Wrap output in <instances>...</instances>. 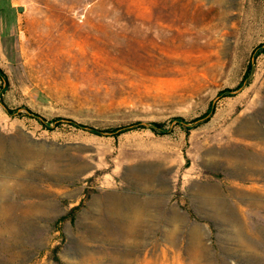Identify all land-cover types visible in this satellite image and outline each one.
<instances>
[{"label":"rangeland","instance_id":"rangeland-1","mask_svg":"<svg viewBox=\"0 0 264 264\" xmlns=\"http://www.w3.org/2000/svg\"><path fill=\"white\" fill-rule=\"evenodd\" d=\"M0 71V264H264V0H0Z\"/></svg>","mask_w":264,"mask_h":264},{"label":"bare ground","instance_id":"bare-ground-1","mask_svg":"<svg viewBox=\"0 0 264 264\" xmlns=\"http://www.w3.org/2000/svg\"><path fill=\"white\" fill-rule=\"evenodd\" d=\"M248 129V128H247ZM239 135L240 136H247L248 134H249V131L248 130H245V128H241L240 130H239ZM251 135V134H250ZM258 146V145H257ZM226 155H232L231 153H226ZM240 155V154H239ZM248 158H249V160L251 161V163H252V165H253V163H254V159H252L251 157H250V154H248ZM258 160H259V158H258ZM242 164H244V163H242ZM256 164V163H255ZM246 167V166H245ZM248 167V166H247ZM246 167V168H247ZM250 167V166H249ZM112 200H115V199H113L112 198ZM112 200H110V201H112ZM118 200V199H117ZM121 202V201H120ZM125 202H126V200H125ZM130 202V201H129ZM133 202V201H132ZM136 202V201H135ZM118 203V202H117ZM116 202H112V204H110V205H108V210L109 211H111V213L112 214H116V213H119L120 212V208H117L118 206V204H117ZM130 204H132V203H130ZM129 204V205H130ZM128 205V204H127ZM128 205V206H129ZM137 205H138V203H137ZM140 205V204H139ZM1 206V205H0ZM9 206H10V208L11 209H14V210H18L19 208H18V206L16 205V204H13V203H10L9 204ZM140 207H141V205H140ZM136 208V207H135ZM134 208V211H133V217L135 218V220L138 218V214H137V212H139V211H136V209ZM141 209V208H140ZM16 210V211H17ZM138 210H139V207H138ZM143 210V209H142ZM12 212V211H11ZM18 213V212H17ZM130 213V212H129ZM142 212H140V214H141ZM1 215H3V213H1ZM29 215V211L25 208V209H23L22 211H20V215L16 218V220H22V219H25L27 216ZM130 215V214H129ZM128 215V216H129ZM143 215V214H142ZM130 217V216H129ZM132 217V216H131ZM139 217H141V216H139ZM123 219V218H122ZM139 219H141V218H139ZM127 220V219H126ZM134 221V220H133ZM131 223L130 224H128V222H127V224H120L121 226H122V229L123 230H125L126 232L127 231H129V234H131L130 233V230H131V228H134L133 226V224L136 222H132V221H130ZM140 222H141V220H140ZM139 221L137 222V224H139L140 223ZM119 223V222H118ZM133 223V224H132ZM136 224V223H135ZM136 224V225H137ZM121 226H120V228H121ZM139 228V227H138ZM132 230H136V229H132ZM15 232H16V230H15ZM136 232V231H135ZM16 234V233H15ZM19 234V233H18ZM132 234H134V233H132ZM18 236V235H17ZM130 236V235H129ZM134 236V235H133ZM126 239V238H125ZM94 264V263H93ZM139 264V263H138Z\"/></svg>","mask_w":264,"mask_h":264},{"label":"trees","instance_id":"trees-1","mask_svg":"<svg viewBox=\"0 0 264 264\" xmlns=\"http://www.w3.org/2000/svg\"><path fill=\"white\" fill-rule=\"evenodd\" d=\"M247 77H248V74L244 76L243 81L241 82V84H243V82L247 79ZM0 79H1L3 82L6 81V78H5V76L2 74L1 71H0ZM72 124H74L75 126H77V127H79V128H82V129L86 130L87 132H89V133H91V134L98 135V136H104V135H107V134H111V133H113L114 131L124 130V129H126V128H130V127H131V126H129V127H124L123 129L99 130V129L92 128V127H88V126H81V125H78V124L75 123V122H72ZM179 124H180V123H179ZM159 128H161V125H160V124H153V127H152L151 130H152L153 132H157V129H159ZM79 207H80V205H77V206L71 208V209L69 210V212H68L66 215L62 216V217L59 219V222H64V221H66V220H68V219H72L73 216H74V214H75V212L79 209ZM56 253H57V251L54 250V251H53V256H52V258H53V260H54L55 262L59 263V259H58L57 255H56Z\"/></svg>","mask_w":264,"mask_h":264},{"label":"water","instance_id":"water-1","mask_svg":"<svg viewBox=\"0 0 264 264\" xmlns=\"http://www.w3.org/2000/svg\"><path fill=\"white\" fill-rule=\"evenodd\" d=\"M20 11V10H19Z\"/></svg>","mask_w":264,"mask_h":264}]
</instances>
